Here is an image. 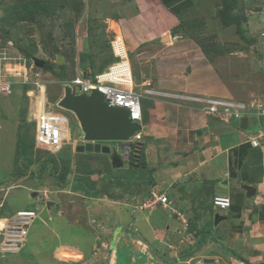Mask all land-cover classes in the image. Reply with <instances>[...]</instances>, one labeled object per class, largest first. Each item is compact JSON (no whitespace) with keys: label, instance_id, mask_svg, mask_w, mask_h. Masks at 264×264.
Masks as SVG:
<instances>
[{"label":"crops","instance_id":"0c3cea01","mask_svg":"<svg viewBox=\"0 0 264 264\" xmlns=\"http://www.w3.org/2000/svg\"><path fill=\"white\" fill-rule=\"evenodd\" d=\"M222 1L225 3L128 0V5L121 1L124 11L116 25L126 41L135 91L144 93L151 89L161 94L149 93L142 98L140 166L114 168L109 154L99 155H107L116 173L131 172L141 187L128 190L127 196L124 189L112 184L113 177L109 182L103 181L104 175L93 173L95 168L89 161V167L86 163L79 167L74 160L73 169L78 172L69 178L74 181L84 171L85 177L80 178L89 179L84 188H94L93 193L98 196L88 197L82 188L75 192V184L68 187L69 191H65L67 187L58 191V216L49 215L52 209L46 208L47 217L56 219L57 226H45L42 231L47 234L43 244L48 238H56L54 251L44 253L39 264H61L56 255L60 239L66 241L65 246L77 248L82 259H86L84 262L91 264L99 253L106 252L100 255L105 260L114 242L116 246L125 242L131 247L135 241L141 244L140 248L149 244L154 252L158 249L162 252L159 254H168L173 263L211 258L219 264H264V139H259L258 147L252 145L264 128V120L248 116L227 124L220 117L207 115L195 100L210 97L243 101L245 92L234 94L235 89L222 72L223 67L229 66L226 52L236 43L239 47L232 55L247 58L250 55L245 53L250 52V47L242 49L239 45L243 38L256 47L263 41L260 29L259 33L253 31V19L249 18L247 27V20H229L236 16L237 7L230 10ZM225 15L229 22L223 19ZM237 27L243 31V38ZM259 56L250 62L261 71L264 52L260 51ZM3 99L6 98L0 100ZM1 106L5 109L7 104ZM68 122L71 128V119ZM10 126L12 131L8 123L0 125V134L4 131L0 142L12 135L17 144L18 127ZM81 136L74 139L77 145ZM72 155L75 159L77 153ZM8 179L9 176L6 180H11ZM246 187L255 192H248ZM153 194L167 197L168 202L154 210L143 209L141 205ZM218 195L228 196L231 207L221 213L223 220L215 223L213 200ZM45 202H51V207L55 204L48 195ZM4 204L11 207L8 202ZM129 232L135 239H126Z\"/></svg>","mask_w":264,"mask_h":264},{"label":"rangeland","instance_id":"374dc122","mask_svg":"<svg viewBox=\"0 0 264 264\" xmlns=\"http://www.w3.org/2000/svg\"><path fill=\"white\" fill-rule=\"evenodd\" d=\"M121 1L124 0H0V71H2V78L9 81L12 86L11 93L4 95L8 102L5 101L6 99L0 100V102L4 101L1 103L3 106L7 104L5 109L0 104V123L1 127L8 123L10 131H12L10 125L18 127L16 128L18 131L17 144L16 141L14 143L12 135L5 136L0 142V181H5L0 182V209H3L0 211V227L6 219H11L12 213L9 211L34 209L39 214L38 221L30 227L29 240L23 247L24 249L21 248L14 254H4L1 252L0 238V264H39L44 253L54 251L56 238H48L43 244L47 236L42 232L45 226L54 228L57 226L56 219L49 220L46 215L48 212L44 197L48 195L55 202L49 215L52 213L58 216L59 211H56L59 206L58 191L64 187H67L65 191H69L68 187L72 183L69 177H72L76 171L73 169L74 160L78 162L79 167H84L85 163L88 167L89 161L91 168H95L93 173L98 175L102 173L103 181L106 182L113 177L112 184L116 186L115 188L124 189L125 193L130 189L135 190L141 187L131 172L116 173L106 154L97 156L78 151L80 144L77 145L73 139L82 133L74 115L65 113L70 115L72 140L60 151L54 153L47 147L36 144L35 121L29 115V107L36 103V101L30 102L29 98L35 97L36 93L29 94V96L27 93L35 91L38 82L46 84L47 89L53 90L49 101L57 112L61 113L64 111L59 107L58 99L63 95L61 92L70 87L67 83H64L65 86L61 84L64 78L73 77L77 71V65L87 66L94 70L96 62L100 68L108 63V59L112 57L111 43L119 34L116 21L124 11ZM125 1L128 5V0ZM222 5H227L230 10L236 5L237 14L234 17L230 16L229 20L232 18L237 19L238 22L247 20L244 25L247 27L249 26L247 22H250L249 18L253 19V25L256 23L253 31L263 32L261 35L264 38V0H225V3L222 1ZM130 12L132 13L133 10L131 9ZM226 17L228 16L225 15L223 19ZM229 20L225 19L227 22ZM238 29L243 38V31ZM119 38H121L120 35L118 41L122 43V39L119 40ZM260 44L261 46L256 47L243 38V42L239 45L242 49L250 47V52L245 53V55H250L247 58H239L240 55L237 54L232 55L236 53L238 44L227 46L231 51L227 50L226 59L225 57L224 59L229 66L223 67L222 72L235 89L234 94L245 92L246 95H242L243 101L258 96L264 101V66L261 62L260 67L262 68L258 71L256 66L250 62L252 58L260 57V51L264 52V39ZM117 51L121 53L120 49ZM122 53H126L124 47ZM59 57L64 60V64L66 63L64 67L58 63ZM37 59L45 61V66L41 68L35 65ZM246 61H249V64ZM62 75L65 77L62 78ZM74 153H77L75 159L72 155ZM97 167L101 168L96 171ZM123 169H127V164ZM14 170L16 171L12 174ZM77 175L82 176L81 173ZM7 176L11 179L10 181L6 180ZM87 180L89 182V179ZM15 186L18 188L14 189ZM126 195L129 194L126 193ZM5 202L11 204V207H6ZM14 204L19 207H13ZM7 224L9 228L10 224ZM132 232L125 235L126 239H135L134 236H130ZM60 241L56 255L62 260L61 264L87 263V261L84 262L86 259H82L83 255L77 248L74 250V247L65 246L64 239ZM33 242L36 244L31 247ZM133 243V247L126 246L125 242L120 243L124 245L121 247L120 244L116 246L114 242L112 246H109V256L104 260L102 254L105 255L106 252L99 253L93 259L92 264H195L199 261L194 258L188 260L187 263L184 260L173 263L174 261L169 260L168 254L164 253L162 256L159 254L162 252L158 249L154 252L149 244L146 245L148 248L146 246L140 248V243L136 241ZM40 248L43 249L42 252ZM129 248L131 250L128 251ZM90 251L92 252V249ZM87 264L91 263L88 261Z\"/></svg>","mask_w":264,"mask_h":264},{"label":"built area","instance_id":"2783aa9c","mask_svg":"<svg viewBox=\"0 0 264 264\" xmlns=\"http://www.w3.org/2000/svg\"><path fill=\"white\" fill-rule=\"evenodd\" d=\"M121 65H117L119 67ZM113 67V68H116ZM113 68L111 72H113ZM116 72H121V69ZM115 72H113L114 74ZM110 82H114V86H107L104 83L97 84L93 82L92 76L88 75L85 78L76 77L70 83L71 89L75 90L80 87L82 92H90L91 89H99L104 92L106 99L110 106H119L127 108L130 111L131 120H141V96L134 93L132 90L125 89L122 86H127V79L123 73L116 75H109ZM100 82V79H97ZM120 85L121 87H118ZM128 87V86H127ZM3 92H8L9 86H2ZM42 101L39 102L36 107L38 117V141L40 144L48 146L52 149L59 150L64 140L67 139L66 120L59 114L47 111L44 104V88H41ZM39 99V98H37ZM201 102L203 110L208 115L219 116L222 121L229 123L232 119H239L245 115H255L264 119V101L257 99L249 103L235 102L231 100L221 99H195ZM35 110V109H34ZM264 138V129L261 130L258 137L252 141V145L257 147L259 145V139ZM141 139V133H137L132 142H137ZM168 202L167 197L153 195V199L146 203L145 207L155 208L158 205H165ZM213 205L217 210L225 211L231 206V201L228 196L218 195L213 200ZM37 215L33 211H21L19 212L13 222L10 224L6 239L4 242L5 250L18 251L20 250L26 241L29 233L30 225L36 219ZM195 264H219L216 260L207 261L200 260Z\"/></svg>","mask_w":264,"mask_h":264},{"label":"clouds","instance_id":"9594fccd","mask_svg":"<svg viewBox=\"0 0 264 264\" xmlns=\"http://www.w3.org/2000/svg\"><path fill=\"white\" fill-rule=\"evenodd\" d=\"M173 33V32H172ZM261 34H263V32L262 33H260V37H261V39H262V35ZM118 36H119V34H118ZM118 36H115V40L111 43V58H109L108 59V63L107 64H105V66H103L102 68H100V65L99 66H97V62H96V68L94 69V70H91V68L90 67H87V66H82V65H77V71H76V73H75V75L73 76V77H65L64 78V80L61 82V84L62 85H64L65 86V84L64 83H67L68 85H69V83L74 79V78H76V77H83V78H85L86 76H88V75H90V76H92V80H93V82H95V83H97V84H100L101 82L102 83H104L105 85H107V86H114L115 84H113L114 82H110V77H109V75H110V73H111V75H116V74H120V73H123L124 74V77L127 79L126 81V83H127V86H122L123 88H125V89H129V90H132L134 93H136V94H138V95H140L141 96V120H138V121H133V120H131V118H130V111L127 109V108H123V107H119V106H110V104L108 103V101H107V99H106V95L104 94V92H102V91H100L98 88L97 89H91V91L90 92H82L81 90H80V87H78V88H76L75 90L73 89H71V87H69V88H65L61 93L63 94L58 100H59V107L64 111V112H62L61 111V113L59 112H57V110H56V108L54 107V105L52 104V103H50L51 101H49V99L51 98V96H50V94H51V91H53V90H50V89H47V85L46 84H44V83H41V82H38L37 84H36V87H37V89L35 90V91H31V92H29V93H27L28 94V96H29V94H34V93H36V95H35V97H30L29 98V100H30V102L32 101V103H33V101H36V103L35 104H32V106L31 107H29V115L31 116V118L35 121V142H36V144L37 145H41V146H43V147H47V149L49 150V151H51L52 153H54V152H57V151H60L62 148H63V146L65 145V144H67L69 141H71L72 140V135H71V130H70V126H69V122H68V120L70 119V115H67V114H65V113H69V114H72V115H74V117H75V119H76V121L78 122V124H79V128L81 129V132H82V141L79 143L80 144V146H78L79 147V149H78V151H84V152H86V153H91V154H99V153H97V152H95V151H92V152H89V151H86V149H85V147L88 145V144H92V145H96V144H100L101 145V149H104V148H110L111 149V151H112V154L113 153H116V151L118 150L117 149V145H118V143H121V142H118V143H116V142H90V141H88L86 138H85V134H84V132H83V130H82V126H81V124H80V121L77 119V116H76V114L72 111V110H69V109H67V108H65V107H63L62 105H61V103H62V101L65 99V97H66V95H67V91L68 90H70L71 91V93H72V95H74V96H82V95H86V96H91V94L94 92V91H98L99 93H101L103 96H104V99H105V102L108 104V106L109 107H112V108H120V109H126L128 112H129V120H130V122L131 123H133V124H135V125H137L138 127H139V130L138 131H136L135 133H134V135L131 137V138H129V140H127V141H125V142H123L124 144H129L130 145V148L128 149V151H129V160L128 161H126V162H124V165H123V167L122 168H124L125 166H126V164H127V168L130 166V156H131V153H132V151L134 150L135 152H138V153H140V151H142V149L140 148V145H139V143H140V141L142 140V126H141V123H142V121H143V106H142V98H144L146 95H148L149 93H151V95H155V94H157V96L158 95H160L161 94V91H158V92H155L154 90H146V91H144V93H139V92H136L135 91V85H134V80H135V75H134V73H133V69H132V64H131V62H130V59H129V55H128V53H122V48L124 47V45L126 46V41H125V39L122 37V35H121V37H122V39H123V43H124V45L122 44V43H119V41H118ZM264 39V38H263ZM118 49H120L121 50V53H117V50ZM38 60V59H37ZM36 61V60H35ZM43 61V60H42ZM45 62V61H44ZM58 63H59V58H58ZM46 64V63H45ZM60 65H62V66H65V64H64V60L62 59V63H59ZM94 64H95V62H94ZM117 65H121V66H119V67H116ZM45 66V65H44ZM98 67V68H97ZM113 67H116V68H113ZM113 68V72H115L114 74H113V72H111V69ZM119 69H121V72L119 73V72H116L117 70H119ZM2 71H0V99L1 98H5L4 97V95L5 94H8V93H11V89H12V86H11V83L9 82V81H7V80H5V79H3L2 78ZM100 79V82H98V80L97 79ZM46 82V81H45ZM47 83V82H46ZM3 85H5V86H9V90H8V92H3L4 90L2 89V86ZM51 87H54V86H51ZM118 87H121L120 85H118ZM41 88H44V104H45V106H46V110L47 111H52L53 113H56V114H59L60 116H62L65 120H66V129H67V139L66 140H64V143H63V145H62V147L59 149V150H55V149H52V148H50V147H48V146H45V145H42V144H40V142L38 141V117H37V110H36V107L38 106V104H39V102L40 101H42V93H41ZM61 88V87H60ZM37 98H39V99H37ZM195 99H219V98H210V97H208V98H202V97H196ZM257 99H259V97H256V98H251L250 100H248V101H237V100H233V99H221V100H231V101H235V102H246V103H249V102H251V101H253V100H257ZM196 102H198V101H196ZM200 105H201V108L203 109V106L205 105H203L201 102H198ZM35 109V110H34ZM56 110V112H55V110ZM204 111V110H203ZM206 113V112H205ZM207 114V113H206ZM208 115V114H207ZM210 116H213V115H210ZM248 116H254V117H257V118H259V119H263V118H260V117H258V116H255V115H245V116H243V117H240L239 119H242V118H246V117H248ZM69 117V118H68ZM216 117H219V116H216ZM233 120H237V119H232L229 123H231ZM264 120V119H263ZM224 122V121H223ZM226 123V122H225ZM228 124V123H227ZM0 125H1V123H0ZM262 129H264V128H262ZM261 132V131H260ZM137 133H141V139L140 140H138L137 142H132L131 140L133 139V137L137 134ZM264 139V138H263ZM74 140V139H73ZM104 145L106 146V147H104ZM258 147V146H257ZM120 150V149H119ZM123 151H124V149H123ZM100 153H103V152H100ZM124 153V152H123ZM90 154V155H91ZM107 154V153H106ZM112 154H109L110 156H111V161H112ZM123 155V154H122ZM121 158H122V156H121ZM71 184H76V182H74V181H72V183ZM154 195V194H153ZM153 195L151 196V198L150 199H147V200H145L144 201V203L141 205V206H143L142 208L143 209H145V210H154V209H156L158 206H160V205H158V206H156L155 208H150V207H145L144 205L146 204V203H148V202H150L152 199H153ZM46 196V195H45ZM226 196V195H225ZM230 201H231V199H230ZM49 203H51V202H45V206H46V208L47 209H51V206H50V208H49ZM52 204V203H51ZM162 206V205H161ZM231 207V206H230ZM230 209V208H229ZM21 211H33V212H35L36 213V215H37V217H36V219L33 221V223L31 224V225H33L34 224V222L35 221H38V217H39V214H38V212H36V210H34V209H25V210H18V211H16V212H14V213H12L11 215H12V217H11V219L10 218H8V219H6L5 220V222H4V224H3V226H1L0 227V238H1V242H2V246H1V252L2 253H4V254H6V253H12V254H14V253H17L18 251H11V250H5V246H4V242H5V239H6V236H5V234L7 233V230H8V228H7V226H8V224L7 223H9V224H11V222H13V219L15 218V216L19 213V212H21ZM216 215H220V216H222L221 215V213L223 212V211H220V210H217L216 209ZM226 211V210H225ZM10 217V216H9ZM223 217V216H222ZM3 220V219H2ZM31 225H30V227H31ZM29 234H30V228H29V233H28V236H27V238H26V241H25V244H24V246L27 244V242H28V240H29ZM23 246V247H24ZM22 247V248H23ZM24 249V248H23ZM21 250V249H20ZM201 260V259H200ZM199 260V261H200ZM203 260H207V261H213V260H215V259H203ZM219 263V262H218Z\"/></svg>","mask_w":264,"mask_h":264},{"label":"water","instance_id":"95a60500","mask_svg":"<svg viewBox=\"0 0 264 264\" xmlns=\"http://www.w3.org/2000/svg\"><path fill=\"white\" fill-rule=\"evenodd\" d=\"M59 63L62 58L59 57ZM35 65L44 67L45 62L36 60ZM61 105L72 110L80 121L85 138L90 142H121L117 145L116 153L112 154L110 148L101 149L100 144H88L86 151L97 153L104 152L112 154V166L122 168L124 162L129 160V144L123 142L129 140L139 127L129 120V112L126 109L109 107L104 96L98 91H94L91 96H74L71 91H67L65 99ZM120 149V150H119ZM124 149V151H123ZM124 152V153H123ZM123 154V155H122ZM122 156V158H121ZM248 192H255L254 189L246 187ZM49 203V208H50ZM224 217L215 215V223H219Z\"/></svg>","mask_w":264,"mask_h":264},{"label":"trees","instance_id":"16d2710c","mask_svg":"<svg viewBox=\"0 0 264 264\" xmlns=\"http://www.w3.org/2000/svg\"><path fill=\"white\" fill-rule=\"evenodd\" d=\"M237 21V19L234 20V22ZM238 22V21H237ZM230 24V23H229ZM173 33H176L175 31H173ZM64 67V66H63ZM59 75V74H58ZM65 75H62V78H64ZM143 159V153L142 151H140V153L135 152L134 150L131 153L130 156V166L131 167H136V166H140L141 160ZM89 167V166H88ZM88 171V170H87ZM86 171V172H87ZM91 171H89L90 173ZM84 171L82 176H84ZM88 180H85V178L81 179L80 177L75 178L74 182H76V184L74 185V191H78V190H82L85 193L86 196L88 197H97L98 195L96 193H93V191H96L94 188L92 191H90L89 189H85L84 188V183H87ZM80 184V185H79ZM82 188V189H79Z\"/></svg>","mask_w":264,"mask_h":264},{"label":"bare ground","instance_id":"6f19581e","mask_svg":"<svg viewBox=\"0 0 264 264\" xmlns=\"http://www.w3.org/2000/svg\"><path fill=\"white\" fill-rule=\"evenodd\" d=\"M123 44V43H122ZM124 45V44H123ZM124 48H125V45H124ZM126 49V48H125ZM117 53H119L118 51H117ZM126 53H127V50H126Z\"/></svg>","mask_w":264,"mask_h":264}]
</instances>
